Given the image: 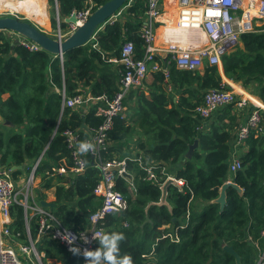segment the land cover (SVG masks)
Wrapping results in <instances>:
<instances>
[{"label": "trees", "instance_id": "obj_1", "mask_svg": "<svg viewBox=\"0 0 264 264\" xmlns=\"http://www.w3.org/2000/svg\"><path fill=\"white\" fill-rule=\"evenodd\" d=\"M48 1L52 27L65 31L70 26L65 18L74 11L88 7L94 11L108 0ZM146 2L134 0L128 5L127 1L116 12L128 5L122 17L100 25L95 38L66 51L63 60L42 48L31 50L18 40V35L0 31V165H24L13 170L17 177L23 169L30 172L44 152L36 176L44 189L54 188V213L67 227L84 230L88 214L101 206L102 198L94 194L101 171L91 154L85 155L88 166L84 172H70L74 162L64 132L74 129L80 140L88 139L105 116L97 114L99 104L89 110L78 106L62 109V91L67 97L87 93L112 97L118 91L117 80L124 66L114 68L109 58H119L127 41L134 43L137 58L144 55ZM44 4L45 0H13L0 9L23 12L46 23ZM240 42L242 47L223 54L224 74L244 86L256 84L255 95L264 101V24L242 33ZM169 72L168 79L163 71L153 72L148 93L139 88L130 91L125 100L129 110L125 116L114 118L102 157H126L131 153V140L138 134L135 154H143L145 162L166 166L168 173L185 179L186 184L182 189L170 185L168 203L158 204L162 197L160 184L145 179L139 163L128 160L131 179L119 176L116 187L128 198L129 208L107 215L105 232L124 233L121 254H130L134 264H236L225 245L234 247L242 264H256L264 248V131L252 136L240 153L241 168L233 176L241 190L229 186L226 203L221 207L217 199L221 186L231 175L232 141L239 125L229 110L215 118H202L195 107L207 90L221 87L223 76L218 65L182 69L172 63ZM262 113L264 118L263 110ZM228 117L230 123L224 122ZM83 122L87 128L82 127ZM195 140L199 145L189 156V146ZM61 166L66 173L54 170ZM160 170L163 181L165 175ZM37 196L43 199L44 191ZM10 214L12 222L8 226L12 235L29 244L23 207L12 205ZM30 229L35 240L36 218ZM36 246L46 258L65 256L66 264L83 263L80 256L69 254L53 240L42 239Z\"/></svg>", "mask_w": 264, "mask_h": 264}, {"label": "built area", "instance_id": "obj_2", "mask_svg": "<svg viewBox=\"0 0 264 264\" xmlns=\"http://www.w3.org/2000/svg\"><path fill=\"white\" fill-rule=\"evenodd\" d=\"M133 1L129 0L128 5H131ZM173 1L178 8L176 25L183 29L198 30L199 33L205 35L206 43L199 42V37L198 39L189 37L183 41L173 39L167 46H159L156 43L155 30L156 23L163 13L162 4L164 0H147V9L142 26V37L145 42L144 55L137 58L134 43L127 41L121 47L120 57L111 59L124 66V70L121 71L118 91L112 97L106 94L93 96L91 93L67 97L65 90L62 91V109L67 106H78L84 110H89L92 105L99 104L97 114L105 116L103 123L98 128L93 129V133L88 139L80 140L78 131L74 129H67L64 132L74 162L70 172L78 174L85 171L88 166L85 158L87 154L92 155L95 166L101 171V179L94 189V194L102 198V204L97 210L88 214V224L84 230L65 226L55 215L54 210L42 206L40 204L41 199L33 194L32 186L38 178L36 169L42 157H39L33 164L30 172L24 176V179L22 178L21 182L15 180L12 168L0 165V264H57L55 261L48 260L45 252L38 250L36 243L47 238L62 245L69 254H73L72 245L64 238L66 233L77 237L74 243L79 245L82 250L84 248H97L98 241L92 239L93 232H105L103 223L106 216L111 213H120L129 208L128 198L116 187L117 178L119 176L127 177L125 174L129 173L127 171L128 160L138 162L140 168L145 172L144 178L159 183L161 188L168 179H174L173 185L178 187L183 188L186 184L185 179L177 178L168 173L166 166H161L156 162H145L142 154L126 156L122 159L113 157L104 160L102 153L108 147L107 134L113 128L114 118L118 115H126L125 100L130 91L138 88L145 90V80L153 72L163 71L166 79H168L170 76L169 66L172 63L182 69H199L206 65H221L223 54L228 53L239 44L241 34L255 29L256 18L264 19V0ZM122 10L113 17L120 14ZM74 12H76L79 22L71 23L72 31L88 18L92 10L91 7H88L85 10ZM58 28L59 32L56 37L59 39H63L72 32L64 34L61 28ZM15 34L18 35V40L29 49H41L37 43L27 40L17 33ZM158 57L164 61H160ZM60 58L63 60V55H60ZM247 104L249 103L246 97H239L234 90L228 89L222 83L220 88L209 89L204 93L202 102L195 107V112L202 118H209L219 108L232 105L237 109H243L247 107ZM262 110L257 103L253 106L250 105L248 120L237 128L229 168L232 174L241 168L240 149L247 147L248 140L252 136L264 131ZM82 141L90 142L93 148L85 153L78 152V145ZM159 168L161 169L160 173L165 175L163 181H161L158 172ZM54 170L60 174L67 172L63 166L54 168ZM228 181L232 182V180ZM131 184L133 188L134 185ZM30 187L32 188L31 191ZM14 204H19L24 209L25 229L29 237V244L15 241L16 238L8 226L12 222L10 208ZM187 216H189V212ZM34 218L37 221L35 240L32 238L30 229ZM81 233L89 238L88 243L80 238ZM167 236L174 238L171 233H167ZM175 237L178 240L177 234ZM78 256L83 259L82 264H85L83 255ZM256 264H264V248L260 250Z\"/></svg>", "mask_w": 264, "mask_h": 264}, {"label": "water", "instance_id": "obj_3", "mask_svg": "<svg viewBox=\"0 0 264 264\" xmlns=\"http://www.w3.org/2000/svg\"><path fill=\"white\" fill-rule=\"evenodd\" d=\"M129 0H108L104 4L98 6L86 20L79 24L69 35L63 39L53 37L46 31L41 29L38 25L25 20V18L19 15H6L0 16V31L8 30L13 31L23 37L30 39L31 41L40 45V47L46 51L57 55H63L66 51L75 47L83 46L90 42L96 33L98 32L99 26L105 24L121 9ZM58 20H59V13ZM67 23H78L79 19L76 12H73L69 17L65 18ZM82 127L87 128L85 122ZM199 142L195 140L189 146L187 155L191 156L194 150L198 147ZM44 153V152H43ZM41 154V157L43 155ZM24 168V165H13L12 169ZM128 178H131L129 173L125 174ZM174 179H168L162 186V197L158 204H165L168 194V188L174 183ZM229 186H233L241 190V187L236 182H226L221 186L220 196L217 201L221 203V207H224L226 203V190ZM40 204L44 207H50L54 210L55 202H50L45 199L40 200ZM224 249L231 253L235 259L236 264H242L240 254L234 249L232 245H225Z\"/></svg>", "mask_w": 264, "mask_h": 264}, {"label": "crops", "instance_id": "obj_4", "mask_svg": "<svg viewBox=\"0 0 264 264\" xmlns=\"http://www.w3.org/2000/svg\"><path fill=\"white\" fill-rule=\"evenodd\" d=\"M12 1L13 0H0V5H1L0 7L5 6V5H8ZM162 6H163V13L159 17L158 22L156 23V30H155L156 43L159 46H167V44L171 40H173V39H179V40L183 41V40L187 39V37L190 34H192V33H197L198 34L199 40H200L199 42L206 43L207 39H206L205 35H203L202 33H199L198 30H189V35L187 37H185V38L175 37V36L169 34L168 32L165 34V31L164 30L162 32V29H164L168 25V22L169 21H174L175 24H176V18H177V12H178V8L176 6V3L173 0H164ZM143 23H144V21H143ZM263 24H264V19L256 18V20H255V26H262ZM185 30H188V29H185ZM11 32H13V31H11ZM238 46H241L242 47L243 44L241 42H239V44L234 49H232L229 52L234 51ZM159 59H160V61H164V59H161V58H159ZM109 61H111V63H114L113 64L114 68H116V66H119L120 65L119 63L111 60L110 58H109ZM204 67L205 66H203V67H201L199 69H203ZM218 67H219L220 72H221V74L223 76V82L222 83L225 84V87H227L228 89L234 90L239 97H241V96L246 97L248 99V103L249 104H247V107H245L243 109H237V108H235L232 105L219 108L218 110H216L213 113V117L215 118L217 115L223 114L227 110H229L230 113H231V116L235 117L236 123L239 126L240 125H243L248 120L250 105L253 106V104L257 103L262 108H264V101L262 99H260L259 96L255 95L256 84L251 83L248 86H244L242 82L234 81V80L228 78L224 74L223 64L218 65ZM152 78H153V76H152V74H150L147 77V79L145 80L144 85H145V91H146V93H148L147 84H149L152 81ZM119 82H120V78H118V80H117L118 88H119V85H120ZM127 110H129V109L127 108L126 111ZM230 119H231V117H228V118H226L223 121L226 122V123H230ZM214 120H216V119H214ZM0 121H2L1 116H0ZM236 132H237V129L234 130V133H236ZM139 137L140 136L138 134H136L135 137L131 140V142H130L131 153H129L127 156H134V155H136L135 153L138 152V150L136 149V145H137L136 139L139 138ZM234 140L232 141L233 148H234ZM236 150L238 151V149H236ZM244 150H245V147L240 149V151H244ZM16 169H19V168H16ZM20 169H22V168H20ZM13 170H15V169H13ZM26 173L27 172H24V169H23L22 173L19 174L17 177H15L14 174H13V176L15 177V180L16 181L21 182L24 179V176H26ZM129 179H131V178H129ZM38 180H40V178H38ZM228 180H232V182H235L234 176H233L232 173H231V175H229L228 179H226L224 181V183H226V182L228 183L229 182ZM180 188H182V187H180ZM42 189H44V188H42ZM220 191H221V188H220ZM43 199H45L47 201H50V202H55L54 188L44 189V198ZM167 203L168 202H167V198H166V204ZM14 240L17 241V242H20L17 239H14ZM47 259L48 260L55 261L57 264H66L67 263V259H66L65 256H61L60 258L47 257Z\"/></svg>", "mask_w": 264, "mask_h": 264}, {"label": "clouds", "instance_id": "obj_5", "mask_svg": "<svg viewBox=\"0 0 264 264\" xmlns=\"http://www.w3.org/2000/svg\"><path fill=\"white\" fill-rule=\"evenodd\" d=\"M58 56L60 57V55ZM92 148L93 145L90 142L82 141L79 143L77 151L85 153ZM64 238L72 245L71 251L73 254L83 255L85 264H134L130 254H121L120 244L125 239L123 232H93L92 239L99 242V247L95 249L84 248L82 250L79 245L74 243L77 239L75 235L66 233ZM80 238L83 239L85 243L89 242V238L83 233L80 234Z\"/></svg>", "mask_w": 264, "mask_h": 264}, {"label": "rangeland", "instance_id": "obj_6", "mask_svg": "<svg viewBox=\"0 0 264 264\" xmlns=\"http://www.w3.org/2000/svg\"><path fill=\"white\" fill-rule=\"evenodd\" d=\"M10 4V3H9ZM8 4V5H9ZM1 6V5H0ZM7 5L5 6H2V8L6 7ZM44 7H45V10H46V14H47V20H46V23L45 22H40L38 21L36 18H33L23 12H18V11H15V10H12V9H0V16H6V15H19L20 17L22 18H27V19H30L34 24L38 25L41 29H43L44 31H46L48 34H50L51 36L53 37H56V35L58 34L59 32V28H54L52 27V24H51V19H50V11H51V5L49 3L48 0H45V4H44ZM125 11V8L122 10V12L118 15H116V17H122L123 15V12ZM116 17H112L111 19H114ZM175 23V22H174ZM70 26L68 27V29H66L65 31H62L64 34H68L70 31H72V24L69 23ZM8 31V30H7ZM9 33H11V31H8ZM13 33V32H12ZM15 34V33H13ZM16 36V34H15ZM261 107V106H260ZM131 108V107H130ZM262 108V107H261ZM263 111H264V108H262ZM130 113H132V110L130 109ZM248 147V145H247ZM246 147V148H247ZM242 152V151H240ZM174 172V171H173ZM28 173V172H27ZM26 173V174H27ZM33 187V194L35 195H41L42 192L44 191L42 188V183H41V180H36V182L34 183V185L32 186ZM32 190V188L30 187V191Z\"/></svg>", "mask_w": 264, "mask_h": 264}, {"label": "bare ground", "instance_id": "obj_7", "mask_svg": "<svg viewBox=\"0 0 264 264\" xmlns=\"http://www.w3.org/2000/svg\"><path fill=\"white\" fill-rule=\"evenodd\" d=\"M163 30L165 31V34L168 32L169 34L175 37H178V38H185L189 35V30H185V29L177 27L174 21H169L168 25L164 29H162V32ZM189 37L193 39H196V38L198 39L199 36L197 33H192L187 38Z\"/></svg>", "mask_w": 264, "mask_h": 264}]
</instances>
